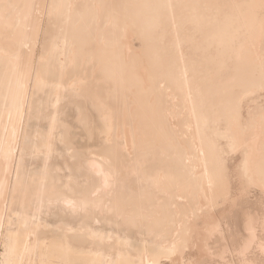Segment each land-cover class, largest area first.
<instances>
[{
  "label": "bare ground",
  "instance_id": "6f19581e",
  "mask_svg": "<svg viewBox=\"0 0 264 264\" xmlns=\"http://www.w3.org/2000/svg\"><path fill=\"white\" fill-rule=\"evenodd\" d=\"M68 105L86 129L87 113L99 122L97 149L70 144ZM0 117V242L16 225L13 264L51 228L82 264L264 255V206L242 209L232 248L211 246L239 198L264 195V0H0ZM28 117L46 123L29 134ZM25 148L58 159L61 189L52 170H27Z\"/></svg>",
  "mask_w": 264,
  "mask_h": 264
},
{
  "label": "rangeland",
  "instance_id": "374dc122",
  "mask_svg": "<svg viewBox=\"0 0 264 264\" xmlns=\"http://www.w3.org/2000/svg\"><path fill=\"white\" fill-rule=\"evenodd\" d=\"M45 27V30H47V24H45ZM49 40V33L44 31L41 35V43L39 47L40 52L45 50L46 44L49 42ZM75 114V108L71 105H68L64 108V114L62 116L65 122H67L68 124L67 138L68 140L70 139V144L72 146L76 145L77 148H79L80 146L79 149L82 151L81 154L83 155V152L87 153L90 150L97 149L103 141L104 134L100 130L99 122L97 120H91L90 114L87 113L86 117L87 129L89 130V133L81 123L77 122V120L75 119ZM45 123V119H35L28 117L26 119L25 129L30 134L33 129L44 127ZM33 139L34 138L30 136L28 137L27 141H32ZM55 147L56 154H64V146L61 143H57ZM25 151L27 153V155L25 156L27 170L29 172H36L34 176L46 173L48 174V172L52 170L51 174L53 177H55L53 180V184L55 183V189H61L63 187L61 184L64 176L63 172L56 169L59 163L58 159H49L45 161L39 158H34L29 154L31 156L30 157L28 155V148H25ZM229 162H233V160H230ZM72 170H75V168L72 167ZM23 206L25 207L23 209L26 212L30 213V209L33 205H26L22 203L19 204L17 208L21 209ZM260 206H264V195L253 188L247 195L239 198L233 209L230 212L226 213L225 218L223 219L226 240L211 242L212 249L217 250L224 243H228V245L232 248L234 243H238L242 239V237L245 236V231L242 223V209L256 211L260 208ZM9 216L12 220L15 219V215L13 213L9 212ZM56 217L57 216H55V212H52L48 220L54 222L56 220ZM15 229L16 225L7 224L2 230L3 232L0 242V264H13V261L16 258V253L13 249L18 245L19 236L18 233L15 232ZM43 240L44 242H41L39 245H37L31 253H27V255L22 260V264H40L41 261L48 260L52 261L51 264H82V258H80V254L76 251L77 249H75L77 247L73 248L72 252L70 253L66 251L61 246V242H63L61 233L55 228H51L49 233L43 236ZM256 254L258 263L264 264V255L260 252ZM225 256L226 259L236 260L233 252H227ZM165 261L168 262L167 259H165Z\"/></svg>",
  "mask_w": 264,
  "mask_h": 264
}]
</instances>
